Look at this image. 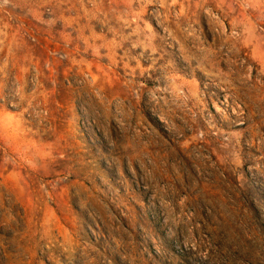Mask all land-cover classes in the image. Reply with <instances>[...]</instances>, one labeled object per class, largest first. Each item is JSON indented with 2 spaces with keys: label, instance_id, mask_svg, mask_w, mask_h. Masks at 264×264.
Returning <instances> with one entry per match:
<instances>
[{
  "label": "rangeland",
  "instance_id": "obj_1",
  "mask_svg": "<svg viewBox=\"0 0 264 264\" xmlns=\"http://www.w3.org/2000/svg\"><path fill=\"white\" fill-rule=\"evenodd\" d=\"M0 264H264V0H0Z\"/></svg>",
  "mask_w": 264,
  "mask_h": 264
}]
</instances>
